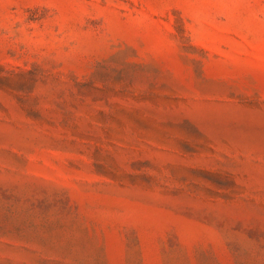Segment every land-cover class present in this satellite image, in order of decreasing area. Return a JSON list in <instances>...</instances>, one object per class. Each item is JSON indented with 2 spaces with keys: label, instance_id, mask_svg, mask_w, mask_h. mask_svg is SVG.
<instances>
[{
  "label": "rangeland",
  "instance_id": "rangeland-1",
  "mask_svg": "<svg viewBox=\"0 0 264 264\" xmlns=\"http://www.w3.org/2000/svg\"><path fill=\"white\" fill-rule=\"evenodd\" d=\"M0 264H264V0H0Z\"/></svg>",
  "mask_w": 264,
  "mask_h": 264
}]
</instances>
